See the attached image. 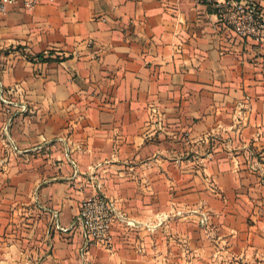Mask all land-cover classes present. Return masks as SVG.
Here are the masks:
<instances>
[{"label": "crops", "instance_id": "obj_1", "mask_svg": "<svg viewBox=\"0 0 264 264\" xmlns=\"http://www.w3.org/2000/svg\"><path fill=\"white\" fill-rule=\"evenodd\" d=\"M0 88V264H264V47L213 6L11 4ZM94 193L111 248L75 223Z\"/></svg>", "mask_w": 264, "mask_h": 264}, {"label": "built area", "instance_id": "obj_2", "mask_svg": "<svg viewBox=\"0 0 264 264\" xmlns=\"http://www.w3.org/2000/svg\"><path fill=\"white\" fill-rule=\"evenodd\" d=\"M47 1L54 0H0V16L7 11V7L11 4L21 2L27 9H33ZM195 1L198 4L213 6L225 28L241 38L253 39L264 47V13L256 4L243 0ZM0 102H8L2 88H0ZM17 106V110L20 112L28 110L25 104ZM8 126L4 128L5 133H8ZM12 148L14 151L19 150L13 141ZM117 217L116 203L110 197L101 193H94L85 198L75 217V223L79 224L84 231V247L101 245L111 248L113 242L112 228ZM205 218H203V222H205ZM128 224L133 225L134 223L128 221Z\"/></svg>", "mask_w": 264, "mask_h": 264}, {"label": "rangeland", "instance_id": "obj_3", "mask_svg": "<svg viewBox=\"0 0 264 264\" xmlns=\"http://www.w3.org/2000/svg\"><path fill=\"white\" fill-rule=\"evenodd\" d=\"M27 109H28V107H27ZM28 111V110H27ZM207 222V217L205 218V222H203V223H206Z\"/></svg>", "mask_w": 264, "mask_h": 264}]
</instances>
